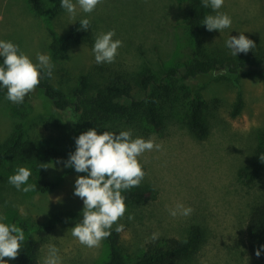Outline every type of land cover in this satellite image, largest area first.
Here are the masks:
<instances>
[{
    "label": "rangeland",
    "instance_id": "obj_1",
    "mask_svg": "<svg viewBox=\"0 0 264 264\" xmlns=\"http://www.w3.org/2000/svg\"><path fill=\"white\" fill-rule=\"evenodd\" d=\"M51 7L54 0H42ZM76 3V0H73ZM187 0H102L92 13H84L77 5L75 15L61 8L56 14L36 15L26 0H0V41H11L37 63L36 54L50 56L49 30L62 37L82 19H89L91 31L85 42L71 45L65 60L52 61L53 75L48 83L64 93L77 85L81 75L93 83H102L112 74L136 78L151 72L162 79L170 70L175 108L164 107L162 125L153 131L140 122L116 125L110 132L131 131L133 138H151L161 150L146 151L138 159L146 175L139 185L152 194L126 205L127 211L118 221L124 231L117 233L121 252L129 262L151 241L158 238L183 240L192 226L201 230L198 251L179 264H264L247 252L244 224L250 208L264 199V167L250 184L238 173L248 168L255 150L264 138V74L254 77L246 72L236 75L210 74L182 79L186 68L196 58L215 60L245 57L264 48V0H224L218 11L231 17V27L209 32L202 24L207 15H215L210 7L202 9L198 43L189 33L186 21ZM115 31L113 40L122 41L113 63L97 64L93 46L101 33ZM244 34L256 47L247 53L231 55L225 42L230 36ZM0 57V65L3 64ZM180 75V76H179ZM137 89L134 90L135 94ZM195 91L204 102V119L208 134L196 138L186 127L185 105ZM0 92V145L15 131L23 130L29 147L22 148L6 162L0 163V222L12 224L15 219L30 227L44 224L49 213L83 211V201L74 195L75 180L86 173L74 171L64 175L70 153L76 149L75 139L85 131L75 132L76 114L72 109L58 111L50 105L38 108L35 99L22 104L7 100ZM237 98L242 101L239 113L231 116ZM39 146H53L66 153L61 163L39 154ZM49 164L48 169L40 168ZM20 167L31 171L28 184L41 180L55 182L53 190L41 193L36 188L28 193L9 183V176ZM23 187V186H22ZM177 204L190 207V215L169 214ZM129 216L133 219L129 220ZM79 222L57 224L40 240L38 264H44L48 245L59 249L61 264H108L107 238L99 247L89 248L71 235ZM32 230V229H31ZM33 237L35 235L31 232ZM36 238V237H35ZM13 264L14 259H5Z\"/></svg>",
    "mask_w": 264,
    "mask_h": 264
},
{
    "label": "trees",
    "instance_id": "obj_2",
    "mask_svg": "<svg viewBox=\"0 0 264 264\" xmlns=\"http://www.w3.org/2000/svg\"><path fill=\"white\" fill-rule=\"evenodd\" d=\"M186 25L189 33L198 43L199 24L202 20V0H187ZM28 7L39 16L45 14H56L62 7L60 0H54L51 7L42 0H26ZM91 31V25L87 31L81 28L80 24L73 27L62 37H58L54 31L49 30L50 44L49 53L51 61L65 60V51L74 44L85 42ZM226 69V71H225ZM239 72H246L254 77H261L264 74V48L245 57H230L227 59L215 60L210 58H196L186 68L182 79H193L199 76L210 74L236 75ZM177 70H170L162 79H158L151 72H144L133 78L124 74L109 75L102 83H93L88 75H81L77 85L68 93L55 88L48 83L49 77L42 73L39 86L35 89L39 105L32 109L37 113L38 108H47L49 105L58 111L72 109L76 114L75 132L88 131L95 128L98 134L104 131H111L116 125L125 123L140 122L153 131H159L162 125V113L164 107L170 110L175 108L176 98L171 95L170 78L177 75ZM180 76V75H179ZM136 93L133 94L134 90ZM0 92H7L0 87ZM31 93L24 101L35 100ZM242 101L237 98L232 107L231 116L239 113ZM204 102L195 92H191L185 105V125L188 130L198 139H204L208 134V127L204 119ZM25 132L18 130L13 132L0 145V163L6 162L16 155L23 147H29L30 143L25 140ZM76 146V145H75ZM39 154L52 161L64 160L66 153L53 146L43 145L36 148ZM76 149H74L75 152ZM264 155V138L261 145L255 150V156L251 165L238 173V177L246 179L250 184L252 179L258 175L264 167V161L260 160ZM75 170L66 168L64 175H69ZM55 182L40 180L36 189L45 193L55 188ZM152 194L149 188L140 186L122 192L125 197V204L133 201H140ZM83 213L70 210H62L47 215L44 224L37 227H30L25 221L15 219L12 224L22 228L25 233V240L21 245L19 256L14 259L13 264H38L37 254L40 248V240L47 237L60 223L81 222ZM32 229V230H31ZM35 235L33 237L32 233ZM202 241L201 230L192 226L183 240L175 238H158L151 240L144 246L138 256L129 262L121 252L116 232L111 231L107 238L109 250L108 264H179L199 249ZM244 242L247 252L253 257L264 261V199L253 205L248 213L244 224ZM260 250L259 257L256 251ZM6 259V258H5Z\"/></svg>",
    "mask_w": 264,
    "mask_h": 264
},
{
    "label": "clouds",
    "instance_id": "obj_3",
    "mask_svg": "<svg viewBox=\"0 0 264 264\" xmlns=\"http://www.w3.org/2000/svg\"><path fill=\"white\" fill-rule=\"evenodd\" d=\"M100 3L102 0H76V3L73 0H60V6L71 15H75L77 5L84 13L90 14ZM223 5L224 0H202L203 7H210L216 12L215 15L205 16L202 21L209 32H221L231 27V17L218 11ZM80 26L87 31L90 20L82 19ZM114 36L115 31L112 30L96 37L93 53L97 64L115 61L122 41L113 40ZM225 46L233 56L247 53L256 47L244 34H240L238 38L230 36ZM0 57L4 58L0 65V87L7 90L5 98L12 103L22 104L25 97L39 86L42 73H46L49 78L53 75L54 65L49 55L38 52L37 63H33L11 41H0ZM75 144V152L70 153L68 160L63 163L65 167L87 175L78 176L75 180L74 195L83 201L84 207L82 221L71 229V235L82 245L89 248L99 247L111 235L113 225L118 224L127 211L122 192L138 187L146 175L138 158L146 151L161 150L162 145L154 143L151 138H133L130 130L121 131L119 134L109 131L98 134L95 128L80 134L75 139ZM260 160L264 161V155H260ZM48 165L41 164L40 168L48 169ZM31 174L28 168L20 167L8 180L17 190L28 193L36 188V185L28 184ZM192 211L190 207L177 204L175 209L169 210V214L173 217L178 214L187 216ZM128 218L133 219L132 216ZM4 219L0 217V221ZM124 227L123 224H118L115 231L123 232ZM158 236V233H153L151 239L155 241ZM24 240L25 233L22 228L16 224L0 222V264H7L5 258L16 259ZM47 247L48 255L44 264H61L59 249L51 244ZM255 254L259 257L260 250Z\"/></svg>",
    "mask_w": 264,
    "mask_h": 264
}]
</instances>
